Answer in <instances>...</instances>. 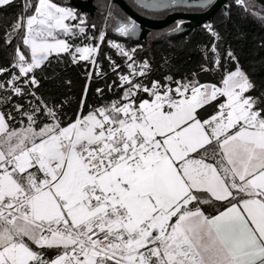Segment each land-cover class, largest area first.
I'll list each match as a JSON object with an SVG mask.
<instances>
[{"label":"snow or ice","instance_id":"snow-or-ice-1","mask_svg":"<svg viewBox=\"0 0 264 264\" xmlns=\"http://www.w3.org/2000/svg\"><path fill=\"white\" fill-rule=\"evenodd\" d=\"M13 2L0 0V8ZM235 3L264 22V0L259 9L255 0ZM135 4L207 10L215 0ZM113 7L106 5L114 32L135 36L137 21L114 16ZM96 28L73 7L25 0L5 29L4 44L17 42L10 67L0 68L10 73L0 82V104L13 96L24 102L0 111V264H264V85L231 50L235 67L217 83L192 73L146 84L150 62L137 63V48L108 41L126 58L121 74L106 57L122 94L84 113L86 85L80 111L66 121L62 106L37 95L36 73L53 54L98 68L106 33L90 34ZM219 48L214 42L205 55L217 71Z\"/></svg>","mask_w":264,"mask_h":264},{"label":"trees","instance_id":"trees-1","mask_svg":"<svg viewBox=\"0 0 264 264\" xmlns=\"http://www.w3.org/2000/svg\"><path fill=\"white\" fill-rule=\"evenodd\" d=\"M58 4H63L62 0H53ZM110 0H94L97 4H108ZM135 10L139 8L132 0H126ZM256 2V1H255ZM25 0H14L10 6L0 8V68L10 67L12 54L16 40L12 45H5L3 36L5 29L14 21L16 16L21 13ZM35 3V0H32ZM257 9L260 4L257 3ZM228 15H225L221 8L216 11L206 22L197 29L189 30L178 35H169L168 31L176 27V22L165 26L162 29L152 30L146 41L142 42V48L139 51V58L147 59L152 72L144 82L150 84V81L161 80L165 76L171 75L174 79L181 80L185 77L191 78L192 73H197V79L200 82L217 83L221 78V73L225 68L233 69L235 63L227 60V51L231 50L238 57L240 64L249 72L258 86L264 85V22L246 14L243 7L237 6L235 0L228 2ZM141 9V8H140ZM144 10V9H143ZM198 12L199 9H192ZM146 11V10H144ZM140 12V11H139ZM148 12V11H147ZM167 12V11H166ZM166 12H159L165 15ZM32 12L29 11L28 15ZM115 16H124V10L115 5ZM104 20L102 10L89 17L88 24H96L98 30ZM212 25L223 37L222 42L215 41L205 25ZM114 21L109 20V33L116 36L113 32ZM160 32L159 34L157 32ZM130 44L137 41L131 38H123ZM220 44L221 62L223 67L215 70L205 55H212L210 48L212 43ZM51 63L46 65L43 71H37L36 75L40 80V87L36 90L37 95L42 96L50 104L54 103L62 106V119L66 121L74 120L80 111V101L84 97L85 86H88L86 104L83 112L86 113L89 107H98L104 100H111L113 97H119L122 89L115 91L117 81L112 79L111 75L103 80L88 81V68L83 62L72 63L70 58L62 54L59 60L54 55L50 57ZM212 68L211 71H201V66ZM10 78V73L0 74V82H5ZM70 82V83H69ZM112 83L111 90L109 84ZM97 87L105 89L104 96H99L95 90ZM3 94L0 93V96ZM27 99V98H26ZM20 101L13 96L10 103L0 104V111H9L13 104ZM212 109H208V114ZM15 115V113H13ZM207 115V114H206ZM17 118L20 119L18 116ZM19 126V125H16Z\"/></svg>","mask_w":264,"mask_h":264},{"label":"water","instance_id":"water-1","mask_svg":"<svg viewBox=\"0 0 264 264\" xmlns=\"http://www.w3.org/2000/svg\"><path fill=\"white\" fill-rule=\"evenodd\" d=\"M111 1L119 5L127 13L128 16L134 18L137 21V23L140 25V30L133 37H121L113 30L114 34L121 38H131L137 42L146 41L149 33L152 30L162 29L165 26H168L169 24L176 21H182L180 31L171 30L168 31L167 34L178 35L192 29H197L201 24L206 22L216 11H218L221 8L224 10L225 13L226 12L227 14L229 13L228 11L229 0H215V6L207 10H202L200 12L176 11L170 13L165 18L154 19L140 15L139 13L134 11L132 7L125 0H111ZM255 1L260 4V0H255ZM64 4L75 8L80 13H85L89 15H93L95 10L97 9V6L94 4L93 0H64ZM161 11H165V10H161Z\"/></svg>","mask_w":264,"mask_h":264},{"label":"built area","instance_id":"built-area-1","mask_svg":"<svg viewBox=\"0 0 264 264\" xmlns=\"http://www.w3.org/2000/svg\"><path fill=\"white\" fill-rule=\"evenodd\" d=\"M107 19V17L104 18L100 28L98 30H96L95 32H92L91 29L89 30L90 31V34L92 35H96L98 36L99 35V31L100 30H104L105 33H106V36H105V40L104 42L101 44V47H100V51H99V54L98 56L96 57L97 61H98V65L99 67L98 68H95L90 62H86V61H79V62H83L87 65V68H88V73H92V78L93 80H103L106 78V76L108 75H111L112 76V79L116 80L117 81V85L115 87V91H117L120 87V80L118 78V75L116 72H113L112 68L110 67V61L106 58L108 56L111 57V59L113 61H115L116 64L120 65V72L121 74H126L128 72V69L126 67V58L120 56L116 49L115 48H112L109 46L108 44V41H113L115 43H119V44H122L124 45V47L126 49H130V48H137L138 51L136 53V60H137V63H140L142 62L143 60L139 58V51L140 49L142 48V42H136L134 44H130L128 43L126 40H124L123 38L119 37V36H111L110 33H109V24L107 23V25L105 24V20ZM208 26V24L205 25V27ZM207 29V27H206ZM208 30V29H207ZM71 43L73 44H80V40H74V41H71ZM55 56V54H53ZM62 55V54H61ZM60 55V56H61ZM67 55V54H65ZM68 56V55H67ZM56 57V56H55ZM71 60V57L68 56ZM72 61V60H71ZM96 72H103L104 75L103 76H98L96 75ZM89 81V80H88ZM201 83H211V82H201ZM109 86H112V83L109 84ZM102 89L103 90V94H98L97 93V89ZM121 89V88H120ZM95 90V92L99 95V96H104L105 94V89L103 87H97ZM118 97H113L111 100H104L103 104L104 103H107V102H110L112 100H115L117 99Z\"/></svg>","mask_w":264,"mask_h":264},{"label":"flooded vegetation","instance_id":"flooded-vegetation-1","mask_svg":"<svg viewBox=\"0 0 264 264\" xmlns=\"http://www.w3.org/2000/svg\"><path fill=\"white\" fill-rule=\"evenodd\" d=\"M63 1V4H61V5H65L64 4V0H62ZM126 1V0H125ZM133 2H134V4H135V0H132ZM93 2H94V0H93ZM58 4V3H57ZM94 4L97 6V9L95 10V12H94V14L96 13V12H99L100 10H102L103 11V13H104V18L105 17H107V20H108V24H109V20H110V18H108V16H107V11H108V9L106 8V5H109V4H113V5H116L115 3H113L111 0L109 1V3L108 4H106V5H104V4H97V3H95L94 2ZM129 4V3H128ZM130 5V4H129ZM131 5H133V4H131ZM130 5V6H131ZM132 7V6H131ZM114 8L115 7H113L112 8V11H113V15L115 16V14H114ZM132 9L134 10V11H136L137 13H139L140 15H142V16H146V17H149V18H154V19H162V18H165L167 15H169L170 13H173V12H176V11H171V10H165V11H149V10H146V11H144L143 9H140V8H137V10H135L133 7H132ZM79 14H81L86 20H87V22H88V20H89V17H92L93 15H89V14H85V13H80L78 10H76ZM140 11V12H139ZM148 11V12H147ZM167 11V12H166ZM177 11H189V12H198V11H196V10H177ZM125 12V11H124ZM159 12H166V14L163 16V15H160L159 14ZM125 15H127V13L125 12ZM117 16V15H116ZM128 16V15H127ZM177 22L178 21H176V25H177ZM152 32V31H151ZM151 32L149 33V35L151 34ZM158 34L160 33L159 31L157 32ZM148 35V36H149Z\"/></svg>","mask_w":264,"mask_h":264},{"label":"rangeland","instance_id":"rangeland-1","mask_svg":"<svg viewBox=\"0 0 264 264\" xmlns=\"http://www.w3.org/2000/svg\"><path fill=\"white\" fill-rule=\"evenodd\" d=\"M54 2V1H53ZM56 3V2H55ZM65 6H68V5H65ZM71 7V6H70ZM259 9V8H258ZM27 99H30V98H27ZM18 117V116H17ZM19 120V118H17Z\"/></svg>","mask_w":264,"mask_h":264}]
</instances>
